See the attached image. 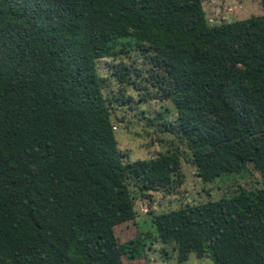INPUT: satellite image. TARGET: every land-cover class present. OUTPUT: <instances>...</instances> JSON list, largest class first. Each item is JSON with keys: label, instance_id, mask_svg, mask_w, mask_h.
<instances>
[{"label": "trees", "instance_id": "16d2710c", "mask_svg": "<svg viewBox=\"0 0 264 264\" xmlns=\"http://www.w3.org/2000/svg\"><path fill=\"white\" fill-rule=\"evenodd\" d=\"M133 49L202 182L251 163L263 178L153 215L158 240L179 264H264V13L211 27L203 0H0V264H123L115 228L137 220L131 185L183 186L177 152L126 162L117 149L98 62ZM123 250L140 261L146 242Z\"/></svg>", "mask_w": 264, "mask_h": 264}, {"label": "rangeland", "instance_id": "374dc122", "mask_svg": "<svg viewBox=\"0 0 264 264\" xmlns=\"http://www.w3.org/2000/svg\"><path fill=\"white\" fill-rule=\"evenodd\" d=\"M206 19L211 27L223 23L246 20L263 15L261 0H203ZM144 58L137 49L122 54L117 59L98 62L100 75L107 83L106 96L112 102L111 128L117 149L124 161L158 159L169 152H177L182 159L184 184L172 195L164 192L142 193L131 185L135 198L137 220L115 228L123 264H179L172 246L163 245L152 223L153 215L181 209L185 206L206 203L209 200L233 198L241 190L257 191L263 188V178L255 164L241 171L223 175L204 183L191 163L192 155L180 138L176 125L174 104L165 100L163 92L152 84ZM125 65L131 69V81L123 83L114 75ZM138 72V73H137ZM140 74V76H137ZM260 162H263L261 160ZM142 235L146 242L143 259L128 262L123 246L132 238ZM184 264H213L209 258L199 259L195 254Z\"/></svg>", "mask_w": 264, "mask_h": 264}]
</instances>
